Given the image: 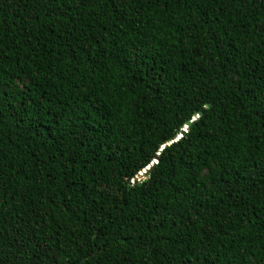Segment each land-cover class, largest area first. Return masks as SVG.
<instances>
[{
    "label": "trees",
    "instance_id": "16d2710c",
    "mask_svg": "<svg viewBox=\"0 0 264 264\" xmlns=\"http://www.w3.org/2000/svg\"><path fill=\"white\" fill-rule=\"evenodd\" d=\"M0 264H264V0H0Z\"/></svg>",
    "mask_w": 264,
    "mask_h": 264
},
{
    "label": "water",
    "instance_id": "95a60500",
    "mask_svg": "<svg viewBox=\"0 0 264 264\" xmlns=\"http://www.w3.org/2000/svg\"><path fill=\"white\" fill-rule=\"evenodd\" d=\"M189 124H190V122H186L185 126L186 125L188 126ZM185 126L179 131L178 137H181L182 136V134H183V132L185 130ZM145 171H147V168H145ZM145 171H142V172L144 173Z\"/></svg>",
    "mask_w": 264,
    "mask_h": 264
},
{
    "label": "snow or ice",
    "instance_id": "6c2138e0",
    "mask_svg": "<svg viewBox=\"0 0 264 264\" xmlns=\"http://www.w3.org/2000/svg\"><path fill=\"white\" fill-rule=\"evenodd\" d=\"M193 119H196V117H193ZM185 129H187V125L185 126ZM180 137H177V139H179ZM153 163H156V161H153ZM151 167V165H149V168Z\"/></svg>",
    "mask_w": 264,
    "mask_h": 264
},
{
    "label": "rangeland",
    "instance_id": "374dc122",
    "mask_svg": "<svg viewBox=\"0 0 264 264\" xmlns=\"http://www.w3.org/2000/svg\"><path fill=\"white\" fill-rule=\"evenodd\" d=\"M141 174H143V172L141 171L140 173L137 174V177L140 176Z\"/></svg>",
    "mask_w": 264,
    "mask_h": 264
},
{
    "label": "bare ground",
    "instance_id": "6f19581e",
    "mask_svg": "<svg viewBox=\"0 0 264 264\" xmlns=\"http://www.w3.org/2000/svg\"><path fill=\"white\" fill-rule=\"evenodd\" d=\"M141 172V171H140Z\"/></svg>",
    "mask_w": 264,
    "mask_h": 264
}]
</instances>
